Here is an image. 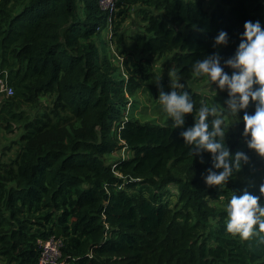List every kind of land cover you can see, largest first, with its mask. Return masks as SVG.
Masks as SVG:
<instances>
[{
  "label": "trees",
  "instance_id": "16d2710c",
  "mask_svg": "<svg viewBox=\"0 0 264 264\" xmlns=\"http://www.w3.org/2000/svg\"><path fill=\"white\" fill-rule=\"evenodd\" d=\"M133 13L140 28L129 47L118 36L117 60L96 39L109 17L115 35ZM257 19L264 26V0H115L110 12L99 0H0V79L13 86L0 92V126L22 129L15 156L0 159V261L37 264L38 239L53 236L65 264H264L259 236L225 227L233 192L264 202V157L241 134L255 102L226 128L231 151L250 160L223 187L204 180L210 153L191 154L180 135L204 104L199 91L178 89L195 101L183 126L134 112L139 91L162 88L157 57L191 79L196 60L233 56L244 21ZM221 29L228 43L214 46ZM47 96V110L26 109Z\"/></svg>",
  "mask_w": 264,
  "mask_h": 264
},
{
  "label": "clouds",
  "instance_id": "9594fccd",
  "mask_svg": "<svg viewBox=\"0 0 264 264\" xmlns=\"http://www.w3.org/2000/svg\"><path fill=\"white\" fill-rule=\"evenodd\" d=\"M243 27L244 31L240 34L242 38L233 56L222 64L220 54L213 52L196 60L193 72L196 76L206 75L208 81L215 83L216 90H227L228 95L223 103L226 111L233 116L241 117L239 110L255 102L254 112L243 113L244 127L241 134L246 138L248 147L264 157V26L257 19L245 20ZM213 40L214 46L227 44V30H219ZM225 66L232 71H227ZM177 88L183 89L184 86L177 81L171 90L159 92L161 107L171 117L173 127L185 124V114L193 113L195 103L190 91H177ZM209 116H212L211 120ZM229 123L228 117L221 114L215 105L201 104L194 123L180 132L185 144L190 146L191 154H201L203 160L202 153H210L211 166L206 169L207 174L204 176L208 185L225 186L234 171L239 172L243 164L250 160L248 153L243 150L233 153L225 142ZM260 192L264 194V184L260 185ZM225 208L227 231L239 234L243 239L256 235L264 241V235H261L264 232V202H261L260 195L246 190L242 194L233 192Z\"/></svg>",
  "mask_w": 264,
  "mask_h": 264
},
{
  "label": "rangeland",
  "instance_id": "374dc122",
  "mask_svg": "<svg viewBox=\"0 0 264 264\" xmlns=\"http://www.w3.org/2000/svg\"><path fill=\"white\" fill-rule=\"evenodd\" d=\"M217 0H205L207 7H210L213 3H215ZM132 18H127L121 25V27L118 30V33L115 35L111 34L110 30H102L100 39H96V42L100 49L105 48L107 51L109 50V54H113L117 60H120V57L117 55V49H116V41L118 36L121 34V44L123 46L129 45V33H134L140 28V18H138L137 13L132 14ZM103 41V42H102ZM112 44H111V43ZM129 47V46H128ZM165 57H157L153 61L154 69L157 72L158 75V81L160 82V85L162 86L161 89H159V92L161 90L166 89V91L171 90L172 87L176 86V82L179 81L183 84V86H190L197 91H199L204 100V104H207L208 106L215 105L218 109L221 110V114H225L228 117V120L230 121L229 126H231V129L234 130L235 126L233 124L235 123V116L231 115L226 111V106L224 105V98L228 95L227 91L219 90L217 88L214 82H210L207 79V76L200 78V76L194 75L191 79H177L174 76V70L172 68V65H169L164 60ZM179 88H177L178 91ZM159 92L156 96H153L151 92L147 89L143 91H139L136 94L137 97V107L134 108V112L137 114L139 112L142 118L145 119H153L155 118L156 121H160L164 118H166L168 115L167 113L162 109L160 101H159ZM52 97H42L41 102L38 104L37 108H28L26 109L31 110V112H39L42 110H47L48 107L51 105ZM128 106V105H127ZM21 128L17 127L12 132H5L4 129L0 126V159L8 160L9 158H12L15 156L16 152L19 149V146L21 144L20 140V132ZM124 151V149H123ZM125 154V151H124ZM169 198H174V192H175V185L169 184ZM0 264H7L5 261H0Z\"/></svg>",
  "mask_w": 264,
  "mask_h": 264
},
{
  "label": "built area",
  "instance_id": "2783aa9c",
  "mask_svg": "<svg viewBox=\"0 0 264 264\" xmlns=\"http://www.w3.org/2000/svg\"><path fill=\"white\" fill-rule=\"evenodd\" d=\"M99 4L102 9L111 11L114 7L115 0H99ZM111 18H108V23L104 30H110ZM0 92L10 95L13 92V86L8 83L6 78L0 79ZM124 154L123 149L121 150ZM40 244V252L37 260V264H65L61 255V240L53 236H49L46 239H38Z\"/></svg>",
  "mask_w": 264,
  "mask_h": 264
}]
</instances>
